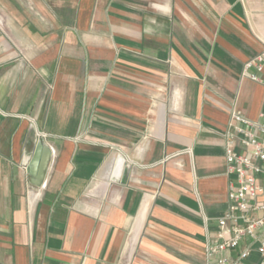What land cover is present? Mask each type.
I'll use <instances>...</instances> for the list:
<instances>
[{"label": "crops", "instance_id": "crops-1", "mask_svg": "<svg viewBox=\"0 0 264 264\" xmlns=\"http://www.w3.org/2000/svg\"><path fill=\"white\" fill-rule=\"evenodd\" d=\"M263 48L264 0H0V264H219Z\"/></svg>", "mask_w": 264, "mask_h": 264}, {"label": "built area", "instance_id": "built-area-1", "mask_svg": "<svg viewBox=\"0 0 264 264\" xmlns=\"http://www.w3.org/2000/svg\"><path fill=\"white\" fill-rule=\"evenodd\" d=\"M243 75L264 86V48L247 60ZM233 118L237 123L227 134L225 148L231 176L229 206L218 218L219 240L207 247L206 257L208 261L215 258L219 264H228L231 252L246 244L239 253L241 261L250 256L256 243L264 264V106L258 119L240 112H235ZM37 134L49 137L40 129Z\"/></svg>", "mask_w": 264, "mask_h": 264}, {"label": "water", "instance_id": "water-1", "mask_svg": "<svg viewBox=\"0 0 264 264\" xmlns=\"http://www.w3.org/2000/svg\"><path fill=\"white\" fill-rule=\"evenodd\" d=\"M50 158L51 148L43 141H39L37 145V155L31 163V170L35 173L34 175L37 176L36 182L38 184H41L44 180Z\"/></svg>", "mask_w": 264, "mask_h": 264}]
</instances>
